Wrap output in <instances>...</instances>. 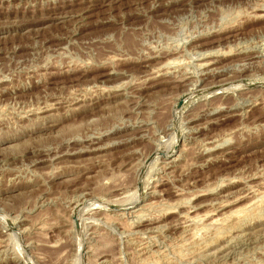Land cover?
Here are the masks:
<instances>
[{"label": "rangeland", "instance_id": "obj_1", "mask_svg": "<svg viewBox=\"0 0 264 264\" xmlns=\"http://www.w3.org/2000/svg\"><path fill=\"white\" fill-rule=\"evenodd\" d=\"M261 195L264 0H0V264H264Z\"/></svg>", "mask_w": 264, "mask_h": 264}, {"label": "bare ground", "instance_id": "obj_2", "mask_svg": "<svg viewBox=\"0 0 264 264\" xmlns=\"http://www.w3.org/2000/svg\"><path fill=\"white\" fill-rule=\"evenodd\" d=\"M228 51V50H227ZM208 52V51H207ZM201 53V52H200ZM209 54V53H208ZM222 54V53H221ZM218 55V54H217ZM176 58V57H175ZM167 60H169V59H167ZM212 60V59H211ZM176 61V60H175ZM175 61H173L172 59L170 60V61H165L164 62V64H162V65H158V67L157 68H155V69H152V68H150V69H152V71H150V75L151 76H153V78H155V77H168L170 74H171V69L174 67V62ZM213 61V60H212ZM215 61V60H214ZM177 63V62H176ZM180 63V62H179ZM178 64V63H177ZM176 64V65H177ZM200 65H202V66H204V67H208V65L210 64V62H204V63H199ZM198 64V65H199ZM199 65V66H200ZM176 67V66H175ZM174 69V68H173ZM187 71V70H186ZM149 73V72H148ZM187 74V73H186ZM149 76V75H148ZM150 78V77H149ZM171 79V78H170ZM159 80V79H158ZM162 80H165L164 78L162 79ZM180 81H181V78H180ZM162 82V81H161ZM165 83H166V81H165ZM167 83H171V84H173V83H175L174 85L176 86V80H171V81H169V82H167ZM166 83V84H167ZM179 83V82H178ZM177 83V84H178ZM174 85H172V86H174ZM114 86V85H113ZM169 86V85H168ZM171 86V85H170ZM173 87H171V89H172ZM177 97V96H176ZM216 146V145H215ZM212 147V146H211ZM210 149H212V148H210ZM206 150V149H205ZM207 151V150H206ZM209 151V150H208ZM211 151V150H210ZM209 151V152H210ZM204 154V153H203ZM174 161V160H173ZM172 161V162H173ZM169 165V164H168ZM163 167V166H162ZM164 168V167H163ZM261 187V186H260ZM174 190V189H173ZM261 192V191H260ZM246 194V193H245ZM184 196V195H183ZM262 196V195H261ZM264 196V195H263ZM262 196V197H263ZM186 197V196H185ZM188 197V196H187ZM186 197V198H187ZM264 198V197H263ZM260 200V199H259ZM185 202V201H184ZM183 202V203H184ZM259 202V201H258ZM260 204H261V201H260ZM258 205H259V203H258ZM219 206V205H218ZM244 206V205H243ZM256 206H257V202H251V204H248V205H246V207H242L241 209H237V210H234V211H232V212H229V213H221V214H218V215H213V213L211 214V215H193V214H191L190 213V210L189 211H184V212H182L181 214H180V216H179V220H180V224L183 222V223H187V222H190V223H192L193 225H198L199 223H203V225L204 226H217L218 225V227H219V224L221 225V223L223 224V222H228V220H232L233 222H239L240 223V220L243 218L244 219V217H248V216H250V214L252 215V213H253V211L256 209ZM169 212V211H168ZM175 212V211H174ZM208 212V211H207ZM256 212V211H255ZM172 213V212H171ZM179 213V212H178ZM206 214V213H205ZM208 214V213H207ZM216 214V213H215ZM162 215V214H161ZM231 221V222H232ZM169 222V221H168ZM232 222V223H233ZM189 223V224H190ZM239 223H236V224H239ZM173 224V223H172ZM188 224V223H187ZM236 224H234V225H236ZM200 225V224H199ZM224 226V225H223ZM189 227H191V226H189ZM214 227H212V228H214ZM230 227V226H229ZM187 228V227H186ZM238 228V227H237ZM195 229V228H194ZM203 229V228H202ZM234 229V228H233ZM236 229V228H235ZM193 230V229H192ZM196 230V229H195ZM198 230V229H197ZM219 230V229H218ZM214 232V231H213ZM216 232H217V227H216ZM215 232V233H216ZM220 232V231H219ZM221 232H223L222 230H221ZM220 232V233H221ZM197 234V233H196ZM216 235V234H215ZM221 234H219V236H220ZM223 235V234H222ZM216 236H218V235H216ZM257 236V235H256ZM190 237H191V239L193 238H195V231L192 233V234H190ZM192 239V240H193ZM208 240V239H207ZM216 240V239H215ZM212 241V240H211ZM210 242V241H209ZM224 245V244H223ZM6 248V247H5ZM205 248V247H204ZM200 252V251H199ZM204 254V253H203ZM205 256V255H204ZM219 257V256H218ZM148 258V257H147Z\"/></svg>", "mask_w": 264, "mask_h": 264}]
</instances>
